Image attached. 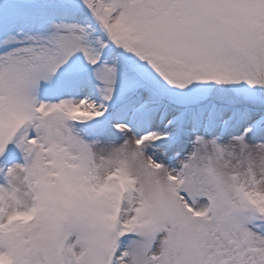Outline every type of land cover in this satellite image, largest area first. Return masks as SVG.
Returning a JSON list of instances; mask_svg holds the SVG:
<instances>
[{
  "label": "snow or ice",
  "instance_id": "1",
  "mask_svg": "<svg viewBox=\"0 0 264 264\" xmlns=\"http://www.w3.org/2000/svg\"><path fill=\"white\" fill-rule=\"evenodd\" d=\"M0 264H264V0H0Z\"/></svg>",
  "mask_w": 264,
  "mask_h": 264
}]
</instances>
